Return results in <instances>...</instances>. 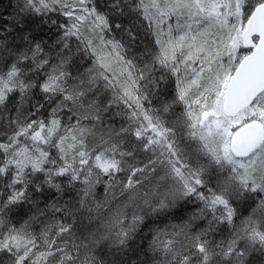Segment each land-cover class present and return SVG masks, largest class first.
Segmentation results:
<instances>
[{
    "label": "snow or ice",
    "instance_id": "obj_1",
    "mask_svg": "<svg viewBox=\"0 0 264 264\" xmlns=\"http://www.w3.org/2000/svg\"><path fill=\"white\" fill-rule=\"evenodd\" d=\"M0 264H264V0H9Z\"/></svg>",
    "mask_w": 264,
    "mask_h": 264
},
{
    "label": "trees",
    "instance_id": "obj_2",
    "mask_svg": "<svg viewBox=\"0 0 264 264\" xmlns=\"http://www.w3.org/2000/svg\"><path fill=\"white\" fill-rule=\"evenodd\" d=\"M9 4V0H2V3H0V10H3V8H6Z\"/></svg>",
    "mask_w": 264,
    "mask_h": 264
}]
</instances>
